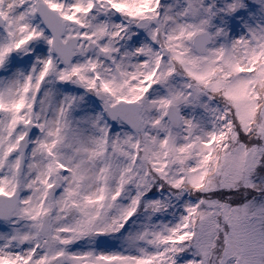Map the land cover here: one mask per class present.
I'll use <instances>...</instances> for the list:
<instances>
[{
    "label": "rangeland",
    "instance_id": "1",
    "mask_svg": "<svg viewBox=\"0 0 264 264\" xmlns=\"http://www.w3.org/2000/svg\"><path fill=\"white\" fill-rule=\"evenodd\" d=\"M38 1L46 3L61 16L66 25L63 40L71 36L80 38V51L71 65L65 68L56 63L53 68L56 73L49 77L45 72L50 64L51 38L37 16ZM196 1L0 0V15L5 20V28L0 29V195L10 196L14 190L20 195L16 212L8 222L0 225V264H52L56 259L61 264H74V261L85 264L92 255L108 262L122 256L117 248L107 246L91 250L87 256L82 249L70 248L72 242L65 214L75 206L65 201L67 191H75V201L83 209H92L93 218L103 212L102 217L128 245V258L137 263L143 261L141 249L133 246L138 237L137 230L126 231L121 222L131 211L136 196L129 191L122 194L121 187L113 181L110 185L104 179L99 183L97 175L102 170L98 166L99 160L93 159L96 148L100 151L96 143L101 128L108 124L103 116L106 100L101 98L119 76L128 84V97L142 106V130L136 135L139 137L136 144V140L134 143L129 141V151L133 149L138 154L140 140L141 147L143 143L151 144L153 149L146 152L150 154L147 162L154 164L162 157L159 174L163 175V180L173 181L174 186V181L176 184L180 181L202 191L218 188L238 193L236 205L224 203L220 206L218 199H197L195 206L198 208L200 203L204 206L199 208L195 220L197 208L194 204H190L189 211L188 199L180 203L169 189L161 191L149 203L143 218L161 211L166 217L165 227L159 228V224L152 227L146 220L139 221L145 241L151 242L146 264H212L214 255L210 258L208 252L213 246L219 257L218 264H264V58H259L262 52L264 54V0H225L221 7L228 15L226 29L206 21L187 29L188 22H195L199 17V12L191 5ZM30 12L35 18H30ZM142 19L149 26L141 33L135 25ZM128 25L129 37L125 32ZM205 26L209 29H200ZM159 28L165 34L160 39L164 43L162 46L153 39ZM204 31L212 38L204 62L221 59L227 41L234 65V75H231V69H219V65L218 71L207 77L202 64H199L200 68L195 65L190 70L195 81L199 76L203 83H212L206 85V92H217V102L223 109L215 121L198 117L195 109L204 113L207 98L197 96L191 78L172 74L173 68L168 65L179 56L185 62L196 63L191 39L192 35ZM8 40L15 49L21 50L22 56L32 59L23 68L17 62L7 60L10 53ZM91 44L95 45L94 50L88 49ZM257 58L260 65L254 66ZM149 60L155 61L156 68L153 66L152 69L150 64L147 67ZM89 68L91 75H87ZM248 77L252 89L244 102L245 93L241 87L244 88ZM179 81L188 87L181 99L174 93V86ZM231 87L234 90L229 92ZM90 90L92 95L88 97ZM26 96L29 102L26 100V107L20 109L19 101ZM190 96L194 110L183 100ZM170 105L181 111L177 129H172L165 117ZM11 113L18 116L12 126L5 128L6 121L13 119L9 118ZM235 116L240 118H236L238 128L233 127ZM27 124L33 125L34 132L22 177L16 179L14 175L13 179L17 164L15 156H18L16 146ZM12 129L14 131L10 133ZM125 130L118 127L111 131V136L124 140L131 138L130 131ZM241 132L246 137L254 136L252 146L239 141L237 134ZM171 150L179 154L184 152L183 161L170 164ZM123 153L127 151L122 150ZM5 162L8 167L1 170ZM203 162L205 167L200 168ZM210 172L217 178L216 186L209 184ZM108 185V197L113 206L99 211L104 205ZM53 186L56 187L55 196L46 200ZM31 206L34 211L37 208L40 220L29 214ZM214 212L219 213L227 225V229L219 234L214 226ZM45 215L51 218L52 230L48 237L39 233ZM80 215L78 209L73 222H77ZM18 224L24 225L23 228H18ZM154 235L158 239L162 236L157 248L152 244ZM185 247L193 250L191 256L180 255Z\"/></svg>",
    "mask_w": 264,
    "mask_h": 264
},
{
    "label": "trees",
    "instance_id": "2",
    "mask_svg": "<svg viewBox=\"0 0 264 264\" xmlns=\"http://www.w3.org/2000/svg\"><path fill=\"white\" fill-rule=\"evenodd\" d=\"M235 124L237 125V128L239 127L238 121H235ZM238 139L240 142H243L245 144H249L250 146H252V142L254 141V136H250V137H246L241 133L238 134ZM157 163V162H156ZM160 164V163H159ZM161 165V164H160ZM147 166L145 165H141L139 164L138 166H136L135 168H133L131 170V172H129L127 174V177L129 180L131 179H135L134 182L135 184H137V186L141 187V188H145L148 189V195L147 197H149L151 194H153L154 192H157V187L159 186V184H166V182H162L159 179V176L157 175V171H158V167L156 166L155 169H153V171H151L152 176L147 180L146 177V171H147ZM136 170H137V174H136ZM150 173V174H151ZM209 182L216 184L217 183V179L213 178L212 173L210 174L209 177ZM209 183V184H210ZM211 185V184H210ZM216 188V187H215ZM194 188H189L186 190H191L190 191V195L191 198H193V201L196 199H201L202 197L207 199V200H213V199H218V203L219 205H223L224 203H228L231 205H236L237 204V200H235V198L237 197L238 193L235 191H230V192H224L221 189H212L209 191H202L198 188H195L194 190H192ZM235 200V202L233 203V201ZM204 205H201L200 208H202ZM200 210V209H199ZM199 210H196L195 213V220L197 217V214L199 212ZM215 213V212H214ZM213 213V217L215 216V230L217 231V233L219 234L220 232L224 231L227 229V225L226 224H222L219 217V213ZM223 222V221H222ZM213 249L209 250L208 253H210V258H211V254L214 255V260L212 262V264H218V256H216L215 252H216V247H212ZM188 252V254H190V250L189 249H184L182 251V253L180 254L181 256H185Z\"/></svg>",
    "mask_w": 264,
    "mask_h": 264
},
{
    "label": "water",
    "instance_id": "3",
    "mask_svg": "<svg viewBox=\"0 0 264 264\" xmlns=\"http://www.w3.org/2000/svg\"><path fill=\"white\" fill-rule=\"evenodd\" d=\"M41 15L44 16V18L46 19V23H47L49 29L53 32V29H54V27L56 25V21L54 20V18L48 12H46V13L43 12L42 9H41ZM59 38H60V34H59V36H57L56 39L59 40ZM208 42L209 41H208L207 36L206 35H203V36H199V37H196L195 38L194 45H195L196 49L200 53H203L204 50H205V46H206V44ZM75 44H76V41H72L70 43V45H71L70 53L74 50L73 48L75 47ZM59 46H61L60 41L58 42V47ZM129 108H130V106L129 107L128 106H122V107H117V108H115V109H113L111 111L117 110L118 113L116 114V116H120V109H123L124 110V113L121 116V118L124 119L126 121V123L131 128H133L134 130H138V128H139L138 125L139 124L134 121L136 119L137 114H138V110H135V111L132 112ZM125 113H128L127 119L124 117V114ZM109 114H110V116H111L112 119L116 118V116L114 115L115 117H113V115L110 112H109ZM25 142L26 141H24V143ZM13 202H15V199H14Z\"/></svg>",
    "mask_w": 264,
    "mask_h": 264
}]
</instances>
